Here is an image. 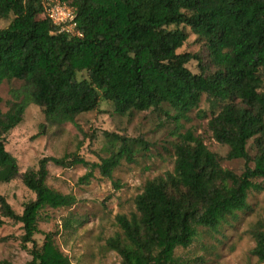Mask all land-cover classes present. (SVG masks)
Here are the masks:
<instances>
[{
	"label": "trees",
	"instance_id": "1",
	"mask_svg": "<svg viewBox=\"0 0 264 264\" xmlns=\"http://www.w3.org/2000/svg\"><path fill=\"white\" fill-rule=\"evenodd\" d=\"M62 1L75 8L79 35L59 33L42 0H0V18L15 14L0 30V87L5 80L25 81L12 90L14 109L3 112L0 106V163H11L5 181L21 176L36 195L18 214L0 194V228L6 219L22 224V243L33 244L28 264H73L52 233L41 246L34 238L42 208L76 203L75 196L47 184L48 163L66 166L71 156L45 157L38 170L21 174L6 147L7 134L30 104L40 106L51 124H75L83 113L99 114L102 99L113 105L110 113L122 115L168 104L176 111L171 119L180 122L206 95L212 108L223 103L209 122L214 138L230 147L229 160L246 161L245 172L223 168L202 137L186 132L175 145L174 172L147 183L137 196V212L118 216L124 237L108 241L123 264H186L176 249L191 245L198 227L218 228L247 208L251 189L264 191L254 183L264 178V0ZM181 26L205 42L213 72L200 55L180 52L189 37ZM192 61L200 63V73L189 69ZM79 73L86 76L79 79ZM254 138L258 151L252 157L248 144ZM118 139L123 142L118 152L92 164L107 178L131 157L129 140ZM72 158L73 164H90ZM255 237L253 252L264 264V231H255Z\"/></svg>",
	"mask_w": 264,
	"mask_h": 264
},
{
	"label": "rangeland",
	"instance_id": "2",
	"mask_svg": "<svg viewBox=\"0 0 264 264\" xmlns=\"http://www.w3.org/2000/svg\"><path fill=\"white\" fill-rule=\"evenodd\" d=\"M14 17L12 12L8 17L0 18V30L7 27ZM180 28H186L189 34L180 52L200 55L209 72H213L215 68L210 63L205 42L200 41L190 28ZM188 67L193 73L201 72L198 61L190 62ZM85 76L86 73L78 74L79 79ZM24 85V80H5L2 83L0 95L3 101L0 106L3 112L14 109L17 100L12 90ZM222 104L212 108L204 95L199 107L192 110L187 119L176 122L171 119L176 111L168 104H164L161 110L122 115L110 113L114 111L113 105L102 99L101 113H83L75 124L47 123L43 109L30 104L22 122L7 134L6 147L16 158L21 174L38 170L40 160L45 157L71 156L66 166L48 163L47 184L65 195L76 197V203L70 207L45 206L41 209L39 231L34 237L38 246L43 244L48 233H52L57 246L73 264H123L121 255L108 244L112 237H124L118 216H131L137 212V196L147 183L166 179L169 173L174 172L175 145L188 131L203 138L207 147L219 156L223 168L242 175L246 161L229 160L230 147L220 144L209 126ZM93 136H96L94 141ZM119 136L129 140L131 157H124L114 169L113 176L107 178L100 168L92 164L120 150L123 142ZM248 150L255 157L258 151L255 138L249 141ZM74 156H80L90 164H73ZM10 166L8 162L0 163V194L8 198L18 214H22L25 205L36 195L26 187L21 176L5 181ZM250 166L255 167V162ZM254 183L264 185V178H256ZM257 230L264 231V191L251 189L246 209L238 211L216 229L198 227L191 245L178 247L176 256L186 264H260L253 252L257 246ZM23 233L21 223L6 219L0 228V262L28 264L32 260L30 250L33 244L25 246L22 243Z\"/></svg>",
	"mask_w": 264,
	"mask_h": 264
},
{
	"label": "built area",
	"instance_id": "3",
	"mask_svg": "<svg viewBox=\"0 0 264 264\" xmlns=\"http://www.w3.org/2000/svg\"><path fill=\"white\" fill-rule=\"evenodd\" d=\"M46 17L59 33L79 35L77 13L73 6L62 0H42Z\"/></svg>",
	"mask_w": 264,
	"mask_h": 264
}]
</instances>
